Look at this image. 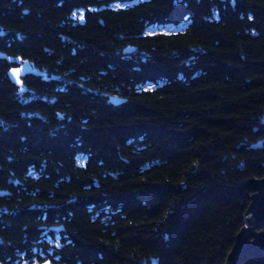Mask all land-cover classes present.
Instances as JSON below:
<instances>
[{"label": "trees", "instance_id": "trees-1", "mask_svg": "<svg viewBox=\"0 0 264 264\" xmlns=\"http://www.w3.org/2000/svg\"><path fill=\"white\" fill-rule=\"evenodd\" d=\"M230 1L0 0L37 71L0 57V263L224 264L264 176V0Z\"/></svg>", "mask_w": 264, "mask_h": 264}, {"label": "water", "instance_id": "water-1", "mask_svg": "<svg viewBox=\"0 0 264 264\" xmlns=\"http://www.w3.org/2000/svg\"><path fill=\"white\" fill-rule=\"evenodd\" d=\"M233 5V1H230ZM2 34V32H0ZM134 49L132 46L124 48V52L129 53ZM0 57L8 61L15 60L12 56H7L0 52ZM36 74L37 71L28 61H22L17 67H11L7 74L14 82H19L21 76L26 74ZM112 104H120L124 102L123 98L109 97ZM264 121V113H263ZM253 147H261V141L254 144ZM244 186L252 190L250 201L243 213V226L235 235L234 244L226 255L224 264H237L241 257L250 255L254 258L260 257L264 253V229L261 228L264 223V176L259 178H249ZM8 194L7 191L0 190V195ZM51 230L60 231L63 227L51 226ZM2 264V263H0ZM32 264H52L49 260L32 263Z\"/></svg>", "mask_w": 264, "mask_h": 264}, {"label": "rangeland", "instance_id": "rangeland-1", "mask_svg": "<svg viewBox=\"0 0 264 264\" xmlns=\"http://www.w3.org/2000/svg\"><path fill=\"white\" fill-rule=\"evenodd\" d=\"M183 26H181L180 28H182ZM179 27H174V26H163V27H154V28H150L148 31L149 32H173L175 30H177ZM80 159H82V157H80Z\"/></svg>", "mask_w": 264, "mask_h": 264}, {"label": "flooded vegetation", "instance_id": "flooded-vegetation-1", "mask_svg": "<svg viewBox=\"0 0 264 264\" xmlns=\"http://www.w3.org/2000/svg\"><path fill=\"white\" fill-rule=\"evenodd\" d=\"M184 1L185 0H178V2H180V3L184 2ZM71 17H82V13L80 12V14H74ZM13 61H14L15 65H13L12 67H17L18 65L21 64V61L19 59H15Z\"/></svg>", "mask_w": 264, "mask_h": 264}]
</instances>
